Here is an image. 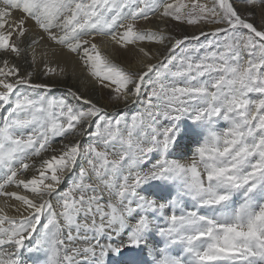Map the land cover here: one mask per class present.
<instances>
[{
  "label": "snow or ice",
  "instance_id": "snow-or-ice-1",
  "mask_svg": "<svg viewBox=\"0 0 264 264\" xmlns=\"http://www.w3.org/2000/svg\"><path fill=\"white\" fill-rule=\"evenodd\" d=\"M70 64L93 87L52 97ZM126 249L264 264V0H0V264Z\"/></svg>",
  "mask_w": 264,
  "mask_h": 264
},
{
  "label": "bare ground",
  "instance_id": "bare-ground-1",
  "mask_svg": "<svg viewBox=\"0 0 264 264\" xmlns=\"http://www.w3.org/2000/svg\"><path fill=\"white\" fill-rule=\"evenodd\" d=\"M36 51H37V59L39 60L41 58L40 54H41L42 49L40 47H37ZM119 59L120 58L117 57V60H119ZM60 66H64V65L61 64ZM76 70L79 71V74H82L84 77H86V74L83 73V71L81 69H79L78 66H77ZM71 71H72V66L70 64L68 66V72L63 78H61L60 80L53 79V81H52L54 84L53 88H56L59 91H62L63 93L62 92H60V93L65 97L68 95L69 89H72V90L79 89L77 87V85L75 84L73 78L71 77ZM89 84H90V88H92L93 85L91 83H89ZM96 87L99 88V85H97ZM79 90L81 92L88 93L83 88H81ZM68 98H69V100H71V97H68ZM96 99H100L99 92L96 93ZM101 102H103V101L101 100ZM141 107L142 106L139 103H133V104H130L127 109H125L123 107V105L121 104L119 111L122 114H128L129 115L130 112H136V111L141 110ZM185 123L190 124L191 121L185 120V121L180 122V132L177 133V137H176V139L180 141L181 145L187 144V142H188L187 138L185 136V129H184ZM222 124H223V122H220V124L217 125L218 130L221 128ZM181 137H184V138L181 139ZM181 151H182L181 148L175 149V151L173 152V154L170 158L179 159L180 155H181ZM186 154H190V153H186ZM189 159H190V157L185 156L181 162H187ZM153 183H157V182H153ZM169 183H171V182H169ZM149 192L153 193V195L149 196V198H151V199H155L157 196L163 194V193H161V190L158 187H151L150 189H148L147 192H144L142 194L147 196ZM190 207H191V204L189 202L188 208H190ZM130 220H131V218H130ZM156 223H160L162 225L163 221L157 220ZM121 238H124V237L122 236ZM104 239L107 240V237H105ZM116 239H117L116 237H113V240H116ZM157 243H160L161 246H163V238L159 236L158 232L154 233L153 235H151L150 237L147 238L146 247L151 248ZM173 254L174 255H183L182 248H180L179 246H175L173 249ZM129 256H131V253L128 252L127 249L125 250V253L123 254V256H119L115 253H112L109 255V257L106 258V264H123V261L126 260ZM43 257H44L43 253H29L26 250H22V252H21L22 264H44ZM146 258L148 260L152 259L151 256H147Z\"/></svg>",
  "mask_w": 264,
  "mask_h": 264
},
{
  "label": "rangeland",
  "instance_id": "rangeland-1",
  "mask_svg": "<svg viewBox=\"0 0 264 264\" xmlns=\"http://www.w3.org/2000/svg\"><path fill=\"white\" fill-rule=\"evenodd\" d=\"M71 77L73 78L75 84L77 85V87L79 89L83 88L89 93V90L91 88H90V84H89V82H88L86 77H84L82 74H79V71H77V70L76 71H73V70L71 71ZM60 92H62V91H59L58 89L53 88L50 95L52 97L57 98V99L64 98L65 96H63ZM45 94L47 95L48 93H45ZM134 113L135 112H130L129 115L134 114ZM120 114H122V113H120ZM85 140H87V138H85ZM71 183H72V178H71V175H69V177L66 178L65 185H62V187L70 185ZM131 255H133V254L131 253Z\"/></svg>",
  "mask_w": 264,
  "mask_h": 264
}]
</instances>
